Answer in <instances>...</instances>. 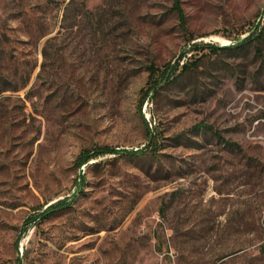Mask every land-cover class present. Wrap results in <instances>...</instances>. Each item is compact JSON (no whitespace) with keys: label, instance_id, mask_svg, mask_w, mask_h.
I'll use <instances>...</instances> for the list:
<instances>
[{"label":"rangeland","instance_id":"obj_1","mask_svg":"<svg viewBox=\"0 0 264 264\" xmlns=\"http://www.w3.org/2000/svg\"><path fill=\"white\" fill-rule=\"evenodd\" d=\"M71 1L0 0V264H264V0Z\"/></svg>","mask_w":264,"mask_h":264},{"label":"trees","instance_id":"obj_2","mask_svg":"<svg viewBox=\"0 0 264 264\" xmlns=\"http://www.w3.org/2000/svg\"><path fill=\"white\" fill-rule=\"evenodd\" d=\"M75 0H72L70 2V5H72V2H74ZM175 1V8L177 9V11L181 12V8L179 6L180 0H174ZM264 19V17H263ZM264 37V20L262 21V23L256 27V29L254 27H252L249 32H248V36H246L245 38H242L241 36H238V38L233 39L234 42L232 45L234 46H239V47H244L245 45H247L250 42H253L254 40L260 41L262 40ZM52 40H49L47 43H50ZM192 41V40H191ZM205 48L209 49L208 52H206L205 54H203L201 57H197L195 56V58H189V60L187 62H185L181 67L175 68L172 67L170 64L167 65L163 70H160L159 68H156L154 65H151L149 67V82H148V86L142 90V96H143V100L141 101V107L142 108V104L144 103L145 99H147L149 96L155 95V93H159L160 89L163 88L164 86H167L168 84H172L174 82H176L179 77L181 75H184L186 72L189 71H193L199 64V62L201 61L200 59L205 56L208 55V53H219L220 51H225V50H229V49H233L231 48V46H205ZM195 51H201L199 48H193ZM203 50V49H202ZM45 58H48V52L47 50H45L44 52ZM195 55V54H194ZM197 57V58H196ZM46 69V68H45ZM42 76V75H41ZM12 91H16V90H12ZM204 128V129H203ZM206 128V129H205ZM198 131L200 130H208V131H214L212 127L209 126H198L197 128ZM216 133V132H215ZM231 146H236L235 144H232ZM158 145H157V141L156 139L153 138V140H151V146H149L148 150L151 151V153L154 151H158L159 149H157ZM147 150V151H148ZM145 151V152H147ZM144 150H139V151H127V150H118L117 148H113V147H108V146H103V147H98V148H94V149H89V150H84L79 157L77 158V163L80 167L89 164L90 161L94 160V159H98L99 157H103L106 155H130V156H138V155H142L145 153ZM157 155L159 153H152V155ZM86 182H84L85 184ZM83 184V186H84ZM82 191V189H81ZM71 202H66V200H62L59 201L56 204L51 205L45 212V214H50L56 210L62 209L64 207H67L70 205ZM44 218L45 216L40 215V217H31L30 218V223L31 222H36L38 219ZM261 249L264 251V246L261 247ZM19 264H21L19 262Z\"/></svg>","mask_w":264,"mask_h":264}]
</instances>
